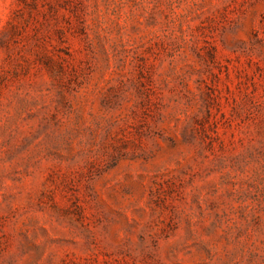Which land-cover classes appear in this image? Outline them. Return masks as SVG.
Masks as SVG:
<instances>
[{"label": "rangeland", "instance_id": "obj_1", "mask_svg": "<svg viewBox=\"0 0 264 264\" xmlns=\"http://www.w3.org/2000/svg\"><path fill=\"white\" fill-rule=\"evenodd\" d=\"M0 264H264V0H0Z\"/></svg>", "mask_w": 264, "mask_h": 264}]
</instances>
